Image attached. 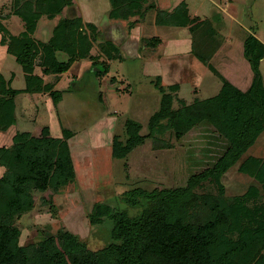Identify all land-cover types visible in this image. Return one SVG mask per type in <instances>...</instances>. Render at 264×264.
Listing matches in <instances>:
<instances>
[{
	"label": "rangeland",
	"instance_id": "1",
	"mask_svg": "<svg viewBox=\"0 0 264 264\" xmlns=\"http://www.w3.org/2000/svg\"><path fill=\"white\" fill-rule=\"evenodd\" d=\"M57 1L61 0H0V23L6 27L0 33V43L6 45L5 49L10 36L27 31L42 50L63 20L78 19L72 32L75 37L87 35L84 46L89 53L85 59L91 64L82 77L77 74L82 79L66 77L56 93L49 94L47 103L42 102L44 118L36 125L32 121L38 136L48 129V134L57 133L68 141L76 177L56 192L25 191L29 209L16 215L12 224L20 229L19 242L25 248L49 236L60 238L67 231L86 242L91 250H101L113 241L114 223L109 216L94 225L90 215L96 206L104 204L111 210L136 215L140 209L126 204L124 192L170 188L182 193L189 179L212 165L224 151L226 140L209 122L186 130L178 138L175 128L169 125L164 133L149 135L150 118L162 105L165 94L172 96L177 109L216 96L224 78L242 91L250 88L254 71L244 55V41L253 34L264 42V0H139V7L133 0H62V9L55 4ZM183 1L195 18L187 26L179 25L180 20L171 15ZM96 5L103 9L96 18L97 25L89 21ZM125 6L131 7L133 15L125 18ZM113 11L120 16H112ZM24 16L29 18L28 23ZM132 33L137 34L134 38L138 45L133 48L138 47V53H125L122 45ZM65 34L61 32L59 37ZM181 40L191 43V50L185 54L177 51L168 67L175 80L164 83L155 69L173 53L168 46L181 47ZM164 41L177 45L164 47ZM43 54L37 53L36 65L44 60ZM56 57L64 61L69 55L59 50ZM93 61L105 65L102 74L95 73L100 69L93 67ZM5 64L15 71L7 59ZM259 69L264 79V57ZM16 71L21 82L23 73L20 68ZM35 72L45 75L38 66ZM31 118L36 120L34 114L26 116V126L30 128ZM130 119L140 124L145 138L124 158H116L114 140L119 137L126 142V122ZM65 131L71 133L69 138ZM250 158L264 159V131L222 175V189L208 179L193 183L186 195L192 191L199 196H224L229 201L245 199L251 186L262 188L257 179L240 168ZM253 199L248 198L246 204L253 206ZM255 199L264 204L263 191ZM197 204L190 212L201 219L206 207Z\"/></svg>",
	"mask_w": 264,
	"mask_h": 264
},
{
	"label": "trees",
	"instance_id": "2",
	"mask_svg": "<svg viewBox=\"0 0 264 264\" xmlns=\"http://www.w3.org/2000/svg\"><path fill=\"white\" fill-rule=\"evenodd\" d=\"M61 1L55 4L61 6ZM133 3L140 6L139 0H133ZM122 10L125 18L133 15L131 7L125 6ZM111 15L120 16L115 11ZM171 15L179 19L182 26L195 20L185 1ZM24 19L28 23L29 18L24 16ZM77 23L78 19L63 20L52 39L42 45L43 51L27 31L10 36L8 51L24 70L26 90L52 89L51 83L45 84L36 74L37 66L46 75L62 74L74 61L88 55L84 46L87 35H73L72 26ZM4 31L6 27L0 23V33ZM61 32H66L64 37H59ZM59 50L66 52L69 58L58 60L56 52ZM40 51L45 57L36 65V55ZM244 55L254 71V81L247 91L224 78L216 96L177 109L173 106L172 96L165 94L162 105L150 118L149 135L157 136L172 126L177 137L182 138L186 130L209 122L226 140V147L212 165L189 179V185L182 193L170 188H134L124 192L126 204L140 209L136 215L126 210H111L104 204L96 206L90 215L94 225L101 224L109 216L114 223L113 241L101 250H91L86 242L67 231H63L60 238L49 236L32 247L20 245V229L12 222L16 215L29 209L25 191L56 192L74 181L76 172L66 139L48 134V129L42 136L28 131L17 132L10 147H0V164L5 167L4 175L0 177V264H264V204L255 199L261 191L264 194V159L250 158L241 164L240 168L262 185L261 191L257 186H251L245 199L229 201L224 196L209 193L202 196L192 191L188 195L185 193L193 183L208 179L216 181L222 189V175L264 131V79L259 69L264 57V42L250 34L244 41ZM92 65L100 69L95 73L105 70V65L97 61ZM8 85L0 73L2 129L16 121L14 90ZM50 93L54 95L56 91ZM140 131L138 122L131 119L126 122L128 139L122 142L116 137L113 143L116 158H124L144 140ZM64 133L67 138L71 135L68 131ZM248 198H254L253 206L246 204ZM197 203L206 207V215L201 219L190 212Z\"/></svg>",
	"mask_w": 264,
	"mask_h": 264
},
{
	"label": "crops",
	"instance_id": "3",
	"mask_svg": "<svg viewBox=\"0 0 264 264\" xmlns=\"http://www.w3.org/2000/svg\"><path fill=\"white\" fill-rule=\"evenodd\" d=\"M102 8V7H101ZM99 10V7H95V14H93L91 16V18L89 19V21H93V23H95V25H97V19H98V14L101 13V11L103 9ZM195 11H193L194 13ZM97 18V19H96ZM95 20V21H94ZM115 20V19H113ZM111 25H114L113 23ZM137 34L134 35V33L130 34L127 38V41L122 45V49L123 51L126 53L128 52H137L138 53V47L137 48H133V46H137L138 45V41L136 40ZM0 40H1V35H0ZM187 40H181L179 45H181L179 47H176L175 44L176 42H170L171 45H174L175 47H171L170 48V43L168 41H164L161 44L164 47H169V51H172L173 53L169 54L168 57L166 58V60L163 61V65H160L158 69H155L156 73H158L159 75H161L163 77V82L164 83H169V82H173L175 79L172 78L169 72V68H171V59L174 57V55H178L177 51H181L182 53H189L191 50V43L187 44ZM177 45V44H176ZM6 45H2L0 43V73L3 74L4 78L8 81V87L10 86L14 91V94L12 95V97L15 100V116H16V121L14 124H11L10 126H8V128L6 129H2L0 128V147H10L13 144V138L15 136V134L17 132H23V131H28L31 133H34V135H39L36 134L34 131L36 130V125L37 124V120H41L42 118H44L45 112L42 111L43 107H42V102H46L49 99V94L51 91L53 90H57L59 89V87L62 85L63 80L66 79V77L70 78L72 77L73 79H82L80 78V76L82 77V72H85L88 67H90V62L88 60H86L85 58L82 60H76L72 63V65L70 66L69 70L62 73V74H45V75H40L41 78L44 80V83H51L52 84V89L49 91H42V92H29L28 90H26L27 88V82H26V78L24 75V70L22 69L21 65L17 62L16 57L9 53L8 48L6 47ZM178 48V49H177ZM121 57V56H119ZM6 59L10 62V64H13V66L15 67V71L16 68H20L23 76L22 78L20 77L21 82H19V76L16 75L15 71L12 69L7 68L9 64H5ZM146 63V62H145ZM148 63V62H147ZM108 70V69H107ZM18 71V69H17ZM16 71V72H17ZM106 73H108L107 71H105ZM105 73V74H106ZM77 74H79L80 76L77 77ZM76 75V77H75ZM17 89V90H15ZM12 94V93H11ZM24 98L23 102L22 99ZM47 103V102H46ZM38 104V106H37ZM28 114V115H26ZM34 114V118L36 117V120H29L28 122L31 123L32 128L27 127V119L26 116H28V118L30 117V115ZM49 116V115H48ZM33 121V122H32ZM28 123V124H29ZM50 128V126H48ZM39 128V127H38ZM51 131V129H50ZM52 135L54 137H59V135L53 134ZM5 173V167L2 166L0 164V177L2 175H4Z\"/></svg>",
	"mask_w": 264,
	"mask_h": 264
}]
</instances>
